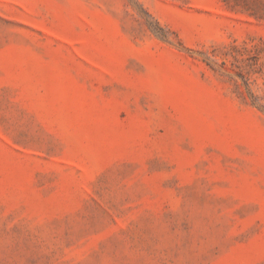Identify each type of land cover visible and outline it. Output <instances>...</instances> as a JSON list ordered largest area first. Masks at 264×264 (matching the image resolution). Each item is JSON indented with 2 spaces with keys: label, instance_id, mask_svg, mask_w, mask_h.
Listing matches in <instances>:
<instances>
[{
  "label": "rangeland",
  "instance_id": "1",
  "mask_svg": "<svg viewBox=\"0 0 264 264\" xmlns=\"http://www.w3.org/2000/svg\"><path fill=\"white\" fill-rule=\"evenodd\" d=\"M0 264H264V0H0Z\"/></svg>",
  "mask_w": 264,
  "mask_h": 264
}]
</instances>
